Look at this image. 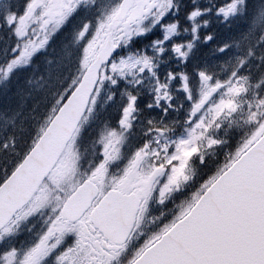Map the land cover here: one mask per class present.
Wrapping results in <instances>:
<instances>
[{
  "label": "snow or ice",
  "instance_id": "obj_1",
  "mask_svg": "<svg viewBox=\"0 0 264 264\" xmlns=\"http://www.w3.org/2000/svg\"><path fill=\"white\" fill-rule=\"evenodd\" d=\"M0 101V264H264V0H0Z\"/></svg>",
  "mask_w": 264,
  "mask_h": 264
},
{
  "label": "trees",
  "instance_id": "obj_2",
  "mask_svg": "<svg viewBox=\"0 0 264 264\" xmlns=\"http://www.w3.org/2000/svg\"><path fill=\"white\" fill-rule=\"evenodd\" d=\"M47 55L51 56L53 59V67L55 65L56 62V58L58 56V51H49L47 53ZM28 71H31V69H29ZM44 71V65L43 63H41L40 69L39 71L32 77L34 81H37V77L39 76V74L41 72ZM38 83H34L33 85L29 86L26 83L23 82V77H21L19 82H13L12 83V88L13 90H15L17 87L20 90V94L19 96L15 97L14 102H13V108L16 109L17 105H22L21 108L16 109L17 111H19V115L15 116V132L17 135H19V129L21 126H25L27 127L29 121H28V117L31 115V113L29 112V109L32 107L33 105V100L29 97L28 93L32 90V88H35L36 86H38ZM0 107H2V101H0ZM13 115L12 113L9 114V116ZM0 126L2 127L1 129H7V131L4 134H10L13 132V125L11 123H8L6 125V122L3 119H0ZM87 134V132H86ZM85 134V135H86ZM231 134H229L230 136ZM3 157L1 158V163L3 161ZM86 160V159H85Z\"/></svg>",
  "mask_w": 264,
  "mask_h": 264
}]
</instances>
